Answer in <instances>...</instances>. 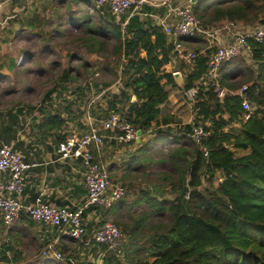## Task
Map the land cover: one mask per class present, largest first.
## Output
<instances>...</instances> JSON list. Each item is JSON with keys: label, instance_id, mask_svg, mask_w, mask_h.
Masks as SVG:
<instances>
[{"label": "trees", "instance_id": "trees-1", "mask_svg": "<svg viewBox=\"0 0 264 264\" xmlns=\"http://www.w3.org/2000/svg\"><path fill=\"white\" fill-rule=\"evenodd\" d=\"M84 5H89L99 15L102 11L92 0L50 2L48 8H44L50 18L43 19L40 14H35L27 21V32L24 33L37 32L43 41L47 20L56 24L62 18L65 22L67 12L70 14L73 6L79 9ZM192 11L210 27H220L223 22L264 25V0H202ZM106 15L100 16L96 24L82 22L80 17H69L72 21L77 20L76 26H83L86 32V39L77 38L81 47L84 46L87 53L105 55L103 67H109L115 74L118 91L110 89L111 82L97 80L93 83L82 74H86L87 68L93 70L91 74H99L102 67L89 66L86 62L79 64L77 73L83 76V85L76 86L73 91L61 87L66 95L75 97L65 107L72 115L70 120L82 117L85 112L74 113L75 101L85 100L93 92L99 100L92 106L90 116L100 122L110 112L122 114L141 132L140 144L134 142L137 147H142V141L153 125L176 124L182 130L181 135L177 132L170 138L172 146L169 149L152 158L154 164L168 172L162 171L159 178L153 172L156 182L153 196L148 193L139 198L146 206L142 200L134 202V208L140 210L138 219L131 226L115 224L123 238L140 236L143 241L138 247L142 246L152 258L149 264H264V42L253 45L250 64L239 57L221 65L217 82L226 94L218 96L210 84L198 87L192 105L194 121L192 125L182 126L173 116L159 121V107L169 96L166 88L177 85L172 72L164 70L174 56L165 34L156 26L132 29L127 23L123 27V20L118 22L108 12ZM185 39L194 41L197 50L203 51L183 81L182 89L188 90L197 86L206 75L210 51H206L207 42L203 38ZM72 67L64 70L63 82L78 81L72 75ZM243 87L245 89L241 90ZM56 92L52 88L43 94L40 105L23 108L29 113H39L41 120L37 129L43 137L58 132L64 123L60 110L53 114L43 107L54 101ZM132 98L135 101L132 102ZM244 101L248 102L250 110L242 108ZM101 103L105 104L106 110H102ZM12 111L6 112L9 121L1 120L0 123V139L5 144L14 139L16 129L21 126L19 116L24 115L19 111L17 117ZM193 125H201L209 132L203 142L207 157H203L200 146L189 136ZM225 128H229L227 132H224ZM216 175L218 179L213 186ZM203 179L213 186L211 190L202 189ZM135 192L134 188H128L129 194ZM126 196L125 191L123 197ZM5 230L0 218V233ZM11 248L0 250L5 263L10 262L5 252H10ZM13 255V262L21 260L20 253Z\"/></svg>", "mask_w": 264, "mask_h": 264}, {"label": "crops", "instance_id": "crops-1", "mask_svg": "<svg viewBox=\"0 0 264 264\" xmlns=\"http://www.w3.org/2000/svg\"><path fill=\"white\" fill-rule=\"evenodd\" d=\"M58 1L60 0H0V53L5 52L7 49L9 50V46L12 49L13 42L16 46L18 45V37L16 36H19L20 31L23 33L27 32V21L32 19L35 14H40V17L43 19H49L50 16L47 13L48 11H44V8H48L50 2L56 3ZM92 2L94 3V0ZM173 5L174 0H166L164 4L159 3L156 6L151 4L145 5L142 12L139 15L132 17V19L128 18V15L114 17L118 22L123 20V25L128 23L132 29H147L150 26H156L160 28L161 32H163L162 27L158 25V23L164 21L165 23L170 24L173 22V14L171 10L179 9ZM104 14H107V12L100 13V15ZM223 25H225L224 22L221 26ZM223 36L224 42H227L228 38L225 35ZM167 41L168 44H170L169 41H171V39L167 37ZM179 41L187 50H194L196 52L203 53L202 50H197L194 41H188V39L185 38L180 39ZM16 46L14 48H16ZM207 47L206 51H210ZM173 54L174 56L171 61L164 66V70L166 72H172V74L174 72L181 73L184 81L193 67L189 62L180 59L181 57L179 58L177 53L173 52ZM142 56H144V54H142ZM5 65L11 67V62L9 60L5 61L3 58L0 60V68L5 67ZM15 65L18 67L19 63L15 61ZM182 86L183 82L182 84L177 83L174 87L170 86L166 88L169 96L167 101L159 107V121L163 117L173 116L176 120L178 119L181 122L182 126L192 125L194 121L192 105L183 99ZM118 87L119 84L114 87L111 86L110 89L117 92ZM88 95L96 96L93 92H90ZM180 95L182 100H179ZM4 96H6V94H4ZM57 96L58 98L63 97L66 105L75 99L73 96L56 92L53 94L54 101L43 105V107L51 110L53 114L60 110L61 118L64 121L62 128L58 132L50 134L48 137H43L37 129V125L41 120L39 113L37 111L29 113L23 109L27 105L36 104L17 102L13 103L9 107L0 105V113H2L0 123L1 120L4 122L9 121V117L6 112L10 110H13L12 114L17 117L19 111L24 114L19 116L21 126L16 129L17 133L14 139L9 144L6 143L7 145L12 146L14 150L18 151L26 161L35 162L38 165L36 168L28 172L25 177L27 186L23 196L21 197L22 203L25 205L30 204L36 198H41L43 201H47L49 204L54 206L75 209L80 205H83L86 199V191L83 185V169L78 161L60 159V157L56 154V146L69 134L80 133L86 129V126L83 128L85 112L82 117L77 118L76 116L75 119L70 120L72 115H69L65 110L66 106L64 108H53V106L57 105H52L58 100L56 98ZM66 96H68V98ZM131 101H135V98H132ZM75 102L76 106L74 113L76 114L79 112L78 109L80 106L78 105V101ZM93 102L94 101L91 100L88 107H90ZM40 104L41 103L36 106ZM101 106L102 110H106L104 103H101ZM80 110L82 111V108H80ZM93 120L95 121V119ZM95 125L98 129H100L101 133L105 135L100 160L105 165L109 173V177L115 183L123 185L126 192L128 191V188H134V191L136 192L129 194V196L127 192V196L125 198L123 197L108 210H101L99 208H89L86 210L84 216L86 234L79 240L63 237L55 229L46 228L41 224L32 221L26 214L22 213L20 218L17 220L16 226L13 227L14 223L12 226L6 227V230L0 233V248L5 246V249L0 250L5 251L9 246L12 247L10 252H5V257L8 258L10 262L5 263L2 261V256L4 255L0 252V264H23L26 258V253L30 252V250H25L23 245L30 247L32 245H37V249H41L44 248L43 246L51 243L54 244L55 249L61 247V249L65 252L69 251L67 252L69 257L66 258V263L69 264H124L121 261L124 258V251L126 250H128L126 252L128 254L137 253L147 255L149 260L141 261L139 264H149L152 261V258L148 255V253L144 251L142 247H138V244H142L143 241L140 239V236L133 238H129L127 236L125 239L123 238L124 243L122 255H118L107 248L103 249L101 246L96 245L92 240L94 229H96L100 223L104 222L105 219H115L119 222V224L131 226L133 221L138 219L140 213L139 209L134 208V202L138 203L141 200L143 201V199L139 200V198L147 195L148 193L153 196V190H155L153 184L156 183L154 180L151 182V179H153V171H143L140 173V171L134 169L133 162L130 163L132 155L138 152L140 146L137 147L132 145L134 142L129 145L118 144L113 139L115 135L114 133L101 130V124L98 121H95ZM154 126L155 128H153ZM234 126L237 127V125ZM153 127L150 130V133H147L145 136L146 138L142 141V144L150 137L149 134H152L154 129L159 130L157 129L159 126L153 125ZM165 127L170 129L167 130L170 131L168 134L169 138L173 137V135L177 132L180 135L182 134V130L179 129L176 124L166 126L160 125L161 129H164ZM72 129H74V132H72ZM228 129L229 128H225L224 132H227ZM162 132L163 131L157 134L161 135ZM140 137L138 141H135L137 144H140ZM0 140L5 143L3 139ZM134 156H137V154ZM135 159H137V157ZM136 163L139 167V160ZM3 178L5 179V177ZM142 190H144V193L141 192ZM143 203L146 206L144 201ZM130 243H133V245H130ZM13 253H20L21 260L13 262ZM132 264L138 263L135 261Z\"/></svg>", "mask_w": 264, "mask_h": 264}, {"label": "built area", "instance_id": "built-area-1", "mask_svg": "<svg viewBox=\"0 0 264 264\" xmlns=\"http://www.w3.org/2000/svg\"><path fill=\"white\" fill-rule=\"evenodd\" d=\"M166 0H94L97 9H106L111 15L128 18L139 15L145 5L164 4ZM173 22L170 24L158 23L162 27L165 36L171 39L173 52L193 67L194 62L202 52L187 50L180 43L183 38H203L210 50V58L206 75L199 84L188 90H183L182 97L189 103H194L198 87L208 86L215 88L218 96L227 92L220 90L218 85L219 70L223 63L234 58L243 57L248 63L253 57V45L264 42V25L242 30L241 24L229 22L221 27L204 25L193 14L190 6L172 9ZM125 24L123 25V27ZM225 35L228 40L224 42ZM179 72H174V74ZM245 89L243 87L241 90ZM240 92V91H239ZM244 110H250L247 101L242 103ZM247 119V116L245 117ZM101 130L114 133L113 139L121 145H129L137 139V129L118 112H110L100 121ZM86 129L80 133H71L56 146V154L60 159L78 161L83 169V185L86 191V199L83 205L75 209L54 206L41 198H36L30 204H23L21 197L26 189L25 177L28 172L36 168L35 162L26 161L23 156L12 146L0 140V218L6 227L12 226L26 214L32 221L46 228L55 229L61 236L73 240H79L86 234L84 221L85 211L89 208L109 209L113 207L125 194V187L112 182L105 165L100 160L101 149L105 135L95 125L91 116L87 117ZM150 133V130H148ZM189 136L200 146L203 157H207L208 151L203 142L209 136V132L201 125H193ZM5 177V179L3 178ZM93 242L98 246H105L108 250L122 255L123 236L118 227L110 221H104L94 229ZM44 259L60 260L62 255L54 248V244H47L41 251Z\"/></svg>", "mask_w": 264, "mask_h": 264}, {"label": "rangeland", "instance_id": "rangeland-1", "mask_svg": "<svg viewBox=\"0 0 264 264\" xmlns=\"http://www.w3.org/2000/svg\"><path fill=\"white\" fill-rule=\"evenodd\" d=\"M200 1L202 0H174L173 6L178 8L190 6L193 10V8ZM88 6L89 5H84L79 7V9L76 6H73V11L70 14L67 12V19L65 22L62 18L60 23L56 24H53L55 21L47 20L46 26L43 27V34L45 36V40L43 41L40 40L41 38L38 37L37 32L23 33L20 31L19 36H16L18 37V45L16 46L13 42L12 49L9 46V50L7 49L5 52L0 53V60L4 58L5 61L9 60L11 62V67L5 65V67L0 68V74H2L0 75L2 76L0 77L1 106L9 107L13 103L17 102L37 105L41 102L43 94L52 88L57 90V93L64 91L61 87H67L70 91L75 90L76 86L83 85V76L77 73L78 65L83 62H86L89 66H94L99 69L102 67V71L99 72V74H91V71L93 70L90 71L89 68H87L86 74L82 72L83 75H87V78L89 79L88 81L93 83L97 80L101 83L111 82L113 87L119 84L115 74L110 71L109 67H103L102 60L104 59L102 57L105 55L99 56L87 53L84 46L81 47V42L77 41V38L79 37L86 39L87 35L84 28H82L83 26L77 27L75 22L77 20L72 21L69 15L77 18L80 17L82 22H91L92 24H96L100 16H107L106 14L99 15ZM105 12L107 11H101V13ZM200 12L201 11L199 10L198 14ZM237 23L242 25L241 29L244 31L260 26L257 22ZM81 25H83V23ZM15 46L16 48H14ZM72 56L74 59H72ZM15 61L19 63L18 67L15 65ZM247 64L250 63L247 62ZM70 65L74 68L72 75L76 76V79L78 80L75 83L69 81L63 82L62 79L64 70L68 69ZM42 70H44V72ZM63 93L67 94L66 91ZM4 94H6V96H4ZM66 97L68 98V96ZM76 97L79 98L78 94H76ZM56 98L58 100L52 105H57L53 106V108H64L66 104L64 103L63 97L58 98L57 96ZM98 99L99 97L88 95L85 100H78V105L82 108V111L85 110L86 112L84 115L83 128H85L87 123V117L90 116L89 113L92 110V106L95 105ZM91 100L94 102L90 107H88V103ZM179 100H182L181 95L179 96ZM191 105H193V103H191ZM80 108L78 110L79 112H82ZM77 118L79 117L77 116ZM153 128H155V126ZM157 129L159 130L154 129V132L149 134L150 137L142 144V147L138 149V152H136L137 159H139L140 162L139 167L136 161H134V158L136 157L134 155L136 154L132 155L130 163L134 161V169L140 171V173L143 171H153L159 178L161 177L160 175L162 171L167 173L168 170L154 164L152 162V158H157L156 153L166 151L172 146V144L168 135L170 131H167L170 129L166 127L164 129L158 127ZM72 130V132H74V129ZM161 131H163L162 134L158 135L157 133ZM132 145H134V143ZM140 150H142V152H140ZM217 177L218 175H216V181H214L213 186H216ZM213 186L208 184L205 179L202 180V189L211 190ZM100 209L106 210L102 208ZM105 221L113 222L116 225L119 223L115 219H105ZM16 223L13 227L16 226ZM23 248L27 251L30 250V252L26 253V258L23 264H69L66 263V258L69 257L67 252L69 251L65 252L61 249V247L55 249L62 255L59 261H49L44 259L41 255L43 248L37 249V245H32L31 247L23 245ZM127 251L128 250L124 251L125 255L121 261L124 264H132L135 261L139 264L141 261L149 260L147 255L137 253L128 254L126 253Z\"/></svg>", "mask_w": 264, "mask_h": 264}, {"label": "water", "instance_id": "water-1", "mask_svg": "<svg viewBox=\"0 0 264 264\" xmlns=\"http://www.w3.org/2000/svg\"><path fill=\"white\" fill-rule=\"evenodd\" d=\"M174 76V79H175V82L176 84H182L183 82V76L181 75V73H176L173 75ZM141 136V132L140 131H137V141L139 140V137Z\"/></svg>", "mask_w": 264, "mask_h": 264}]
</instances>
